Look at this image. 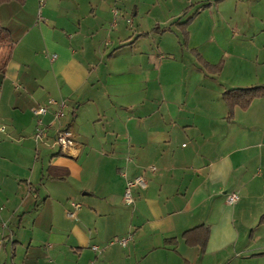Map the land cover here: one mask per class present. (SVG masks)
<instances>
[{"label":"crops","instance_id":"crops-1","mask_svg":"<svg viewBox=\"0 0 264 264\" xmlns=\"http://www.w3.org/2000/svg\"><path fill=\"white\" fill-rule=\"evenodd\" d=\"M214 1L0 5L15 41L0 74V264H264V97L230 121L222 99L264 85V0ZM208 2L184 47L177 23ZM200 225L204 250L182 239Z\"/></svg>","mask_w":264,"mask_h":264},{"label":"trees","instance_id":"trees-1","mask_svg":"<svg viewBox=\"0 0 264 264\" xmlns=\"http://www.w3.org/2000/svg\"><path fill=\"white\" fill-rule=\"evenodd\" d=\"M16 1L19 4H24L25 0H0V5L3 3ZM221 0H215L214 3H218ZM212 3H204L202 4L190 17H188L185 21L177 23V27L181 30L182 34V45L186 47L187 41H188V32H187V26L192 21V19L196 16L198 11L204 10L211 6ZM190 8L187 7L184 11H187ZM154 32L157 33H163L166 31V28H159L156 26L153 28ZM15 47V41L13 40L10 32L8 29L3 27L0 24V51L2 50L4 53L2 56H0V74L3 72L5 67L7 66L9 60L12 56V51ZM197 61L201 64L202 68L212 74L219 73L222 70L223 67V61H219L215 65H211L208 62H206L200 54H198L196 51H193ZM264 97V85H258V86H252L247 88H234V89H228L225 90L222 93V99L225 102V105L228 109L227 114V121H230L233 119L234 116V108L239 107L242 110H246L252 101L256 98H262ZM209 235V228L204 225H200L197 227H194L192 229L186 230L182 234V239L185 241V243L189 246H199L201 250H204L206 246V242ZM175 239H167L165 241L166 244L174 243Z\"/></svg>","mask_w":264,"mask_h":264},{"label":"built area","instance_id":"built-area-1","mask_svg":"<svg viewBox=\"0 0 264 264\" xmlns=\"http://www.w3.org/2000/svg\"><path fill=\"white\" fill-rule=\"evenodd\" d=\"M116 14V11H115ZM52 58H55V55H52ZM48 104H56L54 100H49ZM65 106L64 102L59 103V110L55 112V115L57 117H60L63 115V108ZM47 112V106L39 105L36 108L33 109V113L40 117L44 115ZM47 126L42 122L40 118L37 120L36 125V131L35 136L38 139L43 138L46 135ZM54 143L60 148V151L63 153L69 152L72 148L75 147V140L73 137V133L68 128H60L55 132V135L53 137ZM151 170H154V167L150 168ZM146 186V180L142 176H137L135 178L129 179L126 182L125 188H124V194H123V201L127 205H131L134 203V196H133V190L137 187L144 188ZM238 195L236 193H231L227 201L229 203H233L237 200ZM74 208H79L78 204H73ZM70 216H74V212L69 213ZM132 234H128L124 237H121L119 239L114 240L118 244L122 246H126L129 241H131ZM113 241V242H114ZM94 250L98 251V247L93 246Z\"/></svg>","mask_w":264,"mask_h":264},{"label":"rangeland","instance_id":"rangeland-1","mask_svg":"<svg viewBox=\"0 0 264 264\" xmlns=\"http://www.w3.org/2000/svg\"><path fill=\"white\" fill-rule=\"evenodd\" d=\"M3 53H4V52L1 50V51H0V56H2V55H3Z\"/></svg>","mask_w":264,"mask_h":264}]
</instances>
